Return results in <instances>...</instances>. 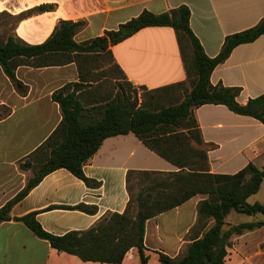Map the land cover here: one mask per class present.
I'll use <instances>...</instances> for the list:
<instances>
[{"label": "crops", "instance_id": "obj_1", "mask_svg": "<svg viewBox=\"0 0 264 264\" xmlns=\"http://www.w3.org/2000/svg\"><path fill=\"white\" fill-rule=\"evenodd\" d=\"M41 5L54 7L22 18L14 29L15 35L30 44L45 42L61 20L86 21L75 35L81 43L118 29L144 10L163 13L187 5L191 28L210 57L220 53L228 35L254 26L264 17V0H0V12L19 15ZM190 60V47L185 43L181 46L173 27L151 26L107 50L79 54L66 64L20 66L16 75L25 86L22 93L0 65V208L24 188L31 176V171L22 169L20 163L47 140L62 120L60 105L53 100L57 89L70 82H82L84 87L78 93L88 107L117 95L136 97L139 105L145 96L167 103L181 98L184 89L155 91L187 82ZM211 82L241 87L238 101L243 104L263 94L264 34L235 47L213 70ZM195 116L204 143L193 145L206 150L211 173L235 174L249 163L264 168V122L235 113L223 104L201 105L195 109ZM179 170L132 131L107 137L84 165L86 176L99 181V186H88L67 168H60L46 175L14 205L13 218L0 225V264H109L59 252L14 217L35 212L44 229L57 235L87 230L109 213L126 211L129 185L133 192L139 185L136 194L151 183L152 177L138 175L140 171ZM206 198L207 194H197L147 220L144 241L149 264L153 256L159 259V252L180 255L210 228L213 220L198 223L199 203ZM248 201L264 203V181ZM78 204L94 206L97 211L91 214L62 207ZM235 212L227 215L226 227L257 221L241 220L232 216ZM232 239L225 264H264V226L235 234ZM131 252L137 255V264H142L136 248L120 264H126Z\"/></svg>", "mask_w": 264, "mask_h": 264}, {"label": "trees", "instance_id": "obj_2", "mask_svg": "<svg viewBox=\"0 0 264 264\" xmlns=\"http://www.w3.org/2000/svg\"><path fill=\"white\" fill-rule=\"evenodd\" d=\"M53 7L37 6L15 17L19 21ZM190 19V8L181 5L163 13L144 10L118 29L108 30L102 36L81 43L75 40V35L86 23L84 20L59 21L51 36L39 44H30L15 34L0 39V65L21 93L25 86L16 75L20 66L66 64L77 59L79 54L107 50L146 27H173L181 46L185 43L191 50L188 81L155 91L184 89L181 98L167 103L152 101L145 96L139 105L136 97L117 95L107 102L88 107L78 93L84 87L82 82H70L57 89L53 100L60 105L62 120L47 140L20 163V167L30 170L32 175L24 188L0 208V225L13 218L11 211L17 202L57 169L67 168L88 186H99V181L86 176L85 163L107 137L132 131L180 170L168 173L140 171L138 175L152 177L151 183L142 186L136 194L129 185L130 201L126 211L109 213L87 230H72L63 235L51 233L44 229L35 212L14 219L24 222L35 235L49 241L59 252L76 255L83 261L109 264L122 263L133 248L138 250L142 264H149L150 255L144 241L147 220L197 194L208 195L199 203L198 223L204 220L214 222L180 255L159 252L162 264H225L235 234L264 226V220H258L226 227V217L231 211L264 215V203L248 201L261 188L264 168L249 163L235 174L211 173L206 150L193 145V142L204 143L195 116V109L204 104H223L235 113L264 122V93L243 104L238 101L241 87L211 82L213 70L230 56L235 47L253 42L264 34V17L248 29L228 35L215 57L206 54L191 28ZM155 174L161 176H153ZM131 175L132 172L129 180ZM62 207L91 214L97 211L96 207L86 204Z\"/></svg>", "mask_w": 264, "mask_h": 264}, {"label": "rangeland", "instance_id": "obj_3", "mask_svg": "<svg viewBox=\"0 0 264 264\" xmlns=\"http://www.w3.org/2000/svg\"><path fill=\"white\" fill-rule=\"evenodd\" d=\"M18 19L15 17V15H13L10 11H3L0 12V39H6L10 34H14V29L15 26L17 24ZM32 175V172H31ZM29 179V178H28ZM139 185L136 184L134 192L137 191ZM233 215H237L238 217H240L241 220H261L264 219V215L263 214H258V215H248V214H240L238 212H235V214ZM231 216V217H232ZM137 262H139V259L137 257V255L135 253H130V255L128 256L127 260H126V264H137ZM150 264H161L158 256H153Z\"/></svg>", "mask_w": 264, "mask_h": 264}]
</instances>
